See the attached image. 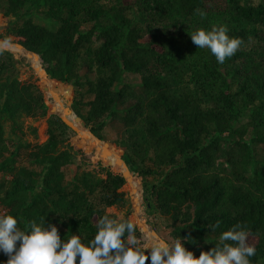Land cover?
Listing matches in <instances>:
<instances>
[{"label":"trees","instance_id":"16d2710c","mask_svg":"<svg viewBox=\"0 0 264 264\" xmlns=\"http://www.w3.org/2000/svg\"><path fill=\"white\" fill-rule=\"evenodd\" d=\"M1 1L0 15L15 19L0 39L38 56L60 108L56 85L71 89V111L96 138L107 121L121 125L111 143L133 184L147 179V214L168 221L169 237L191 236L184 246L198 255L214 246L205 237L239 222L255 247L250 264H264V0ZM220 25L241 40L223 63L189 34ZM16 56L0 53V214L21 228L45 216L62 239L77 234L87 243L96 217L116 218L107 208L127 205L123 173L102 154L95 170L85 168L77 134L47 116L42 83L19 77ZM125 72L139 76L138 89L121 81ZM28 117L46 118L42 143L26 139L28 131L36 137Z\"/></svg>","mask_w":264,"mask_h":264},{"label":"clouds","instance_id":"9594fccd","mask_svg":"<svg viewBox=\"0 0 264 264\" xmlns=\"http://www.w3.org/2000/svg\"><path fill=\"white\" fill-rule=\"evenodd\" d=\"M189 34L192 43L207 49L217 63L232 57L241 45V40L229 36L223 25L197 28ZM13 47L16 44L11 38L0 39V53ZM51 210L61 216L56 209ZM219 225L217 220L207 227L215 232ZM138 233L135 222L105 214L95 218V233L84 243L77 234L62 239L57 226L46 222L45 216L21 228L16 216L0 214V253L7 256L0 264H145L146 260L148 264H250L249 257L255 254L247 229L239 222L215 239L205 237L204 242L214 241V246L198 255L184 246L191 236L168 240L153 233L150 242L144 243Z\"/></svg>","mask_w":264,"mask_h":264},{"label":"rangeland","instance_id":"374dc122","mask_svg":"<svg viewBox=\"0 0 264 264\" xmlns=\"http://www.w3.org/2000/svg\"><path fill=\"white\" fill-rule=\"evenodd\" d=\"M1 4L4 6L5 5V1L2 0ZM34 21L40 25H43L47 28L50 29H54L57 24L48 19L47 17H45L42 14H34L33 15ZM15 19V16L9 14L6 17L5 16H1L0 15V33H2V31L5 30V28L8 26V24L13 21ZM11 38V40L15 42L13 37H9ZM16 67L19 71V77L21 79H26L28 82H34V79H39L40 78L38 75L35 74L34 69L32 68V61H29L27 64L23 63V59L19 56H16ZM34 63H38L39 65V69L41 70V62L39 60V58L34 60ZM121 81L123 83H127L130 84L132 86H134L136 89L139 88L140 85V79L139 76L136 74H132V73H127L125 72L122 76ZM35 83V82H34ZM55 89V88H54ZM64 89H66L68 92H64ZM56 92H57V97L60 101H62V103L64 104L65 108H68L70 110V104H71V89L70 88H65V87H61L56 85ZM45 93V90H44ZM45 102L47 105V116L51 113V108H53V98L49 97V95H45ZM54 109V108H53ZM46 116V117H47ZM109 120V119H107ZM106 120V121H107ZM107 125L106 128L103 132V140L102 142H105L108 144V146L113 147L116 151L119 152L120 155H122V150L115 147L111 141L117 137V135L120 133L121 130V125L119 123H117L116 121H107ZM24 125L29 126L30 128H33L36 131V137L32 136V134L28 131V133L26 134V139L29 141H37L39 143H42L43 141L46 140L47 136H46V118H25L24 119ZM79 129H82V127L78 124ZM76 133V132H75ZM77 134V142H76V148H78V153L81 154L83 160H85V168L89 169V170H95L96 167V162L98 160L101 159H106L105 157L101 156L102 152L97 149L94 145L91 144L90 141H88L84 136L81 135V132L76 133ZM87 143L89 145H91L90 148H86L83 146L87 145ZM107 156V155H106ZM108 157V156H107ZM109 160L110 157H108ZM112 163V162H111ZM113 164V163H112ZM114 165V164H113ZM73 168V167H72ZM155 178H159L158 175L154 176ZM101 181L104 180L105 176L102 174L100 176ZM133 183V182H132ZM147 183V179H141L140 182L137 183V185L135 186L134 184H132L131 189L133 192V198L135 199L136 202V206H137V215L140 218V221H138L135 218V214L133 212V204L131 202V199L129 197V192H128V187L124 184L122 186V190H124L126 192V199H127V205L123 208H115V207H110L107 208V212L109 213H113L116 218H124V213L126 211V209L129 210L130 212V221L135 222V224L137 225V227H143V236L139 238L141 240H143V242H150L151 237H152V233H156L159 234L160 236H162L165 239L168 240H172L169 235H168V231H169V227H168V221L158 215V214H152L149 215L147 214L146 211V207L143 201V185H145ZM1 209V208H0ZM141 225V226H140ZM146 227H148L151 231H149ZM149 233V234H148ZM251 244V241L249 242Z\"/></svg>","mask_w":264,"mask_h":264},{"label":"bare ground","instance_id":"6f19581e","mask_svg":"<svg viewBox=\"0 0 264 264\" xmlns=\"http://www.w3.org/2000/svg\"><path fill=\"white\" fill-rule=\"evenodd\" d=\"M9 52L21 57L23 59L22 60L23 63L27 64L29 61H32V68L34 69L35 74L38 75L40 78V82L42 83L43 88L45 90V95H49V97L53 98L54 110L59 112L66 120L70 121L72 126L76 129V131L81 132V135L84 136L88 141H90L92 145L97 143V140L95 138H93L86 130L79 129L78 124H80V123L75 122L74 119H72L71 117L68 116L72 113V112H70V110L68 108H64L63 110L60 108L56 98L54 97V95L52 94V92L50 90V85L47 81V78L43 77V75H42L43 73L39 69L38 63H34V60L37 59L38 56L25 53L23 50H21L19 47H17V45H16V47H13ZM41 69H42V67H41ZM97 149H99V148H97ZM106 151H107V156L110 157V159H111L110 161L115 166H117L122 171V173H124L126 180H128L130 182V184L132 185L133 183H132V179H131V174L124 167L123 162H122L123 159L120 158L119 155H116L115 153H113V151H111L108 147H107ZM141 228L143 229V227H141Z\"/></svg>","mask_w":264,"mask_h":264},{"label":"water","instance_id":"95a60500","mask_svg":"<svg viewBox=\"0 0 264 264\" xmlns=\"http://www.w3.org/2000/svg\"><path fill=\"white\" fill-rule=\"evenodd\" d=\"M16 45H17V47H19L21 50H23L25 53H28V54H32V55H36L35 53H33V52H31V51H29V50H27L26 48H24L22 45H20V44H18V43H15ZM41 72L43 73L42 75H43V77H45V78H47V74H46V72H45V70L43 69V67H42V69H41ZM43 99H44V102H45V93L43 92ZM45 104H46V102H45ZM47 106V105H46ZM70 112H72L71 111V109H70ZM51 113L52 114H54V115H56L66 126H68L69 128H71L72 130H74L76 133H78V131H76V129L72 126V124H71V122L70 121H68V120H66L59 112H57V111H55L53 108H51ZM72 114L74 115V121L75 122H78V123H80L81 125H82V127L93 137V138H95L96 140H97V143H95L94 144V146L96 147V148H99L100 150H101V152H102V155L103 156H106L107 155V151H106V149H107V147H108V144L107 143H105V142H102V140H100V139H98V138H96L90 131H89V129H87L85 126H84V123H83V121L78 117V116H76L73 112H72ZM120 156V158H122V155H119ZM122 160V159H121ZM122 162H123V165H124V167L126 168V170L127 171H130V169H129V167L125 164V162L122 160ZM123 175V177H124V179H125V181H126V185H127V187H128V192H129V197H130V199H131V202H132V204H133V212L134 213H136L135 214V218L138 220V221H140V218H139V216L137 215V212H136V210H137V206H136V202H135V199L133 198V192H132V189H131V184H130V182L128 181V180H126V178H125V175H124V173L122 174ZM149 231H151L148 227H146ZM151 233H152V235H153V232L151 231Z\"/></svg>","mask_w":264,"mask_h":264}]
</instances>
